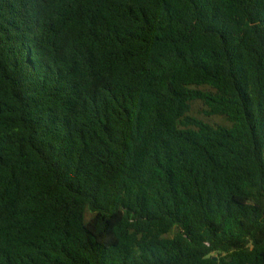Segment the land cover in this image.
Here are the masks:
<instances>
[{
  "label": "trees",
  "instance_id": "obj_1",
  "mask_svg": "<svg viewBox=\"0 0 264 264\" xmlns=\"http://www.w3.org/2000/svg\"><path fill=\"white\" fill-rule=\"evenodd\" d=\"M0 264H264V0H0Z\"/></svg>",
  "mask_w": 264,
  "mask_h": 264
},
{
  "label": "water",
  "instance_id": "obj_2",
  "mask_svg": "<svg viewBox=\"0 0 264 264\" xmlns=\"http://www.w3.org/2000/svg\"><path fill=\"white\" fill-rule=\"evenodd\" d=\"M215 259H217V258H215Z\"/></svg>",
  "mask_w": 264,
  "mask_h": 264
}]
</instances>
